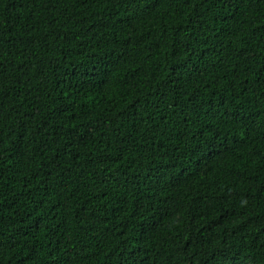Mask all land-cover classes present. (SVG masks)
<instances>
[{
	"label": "trees",
	"instance_id": "1",
	"mask_svg": "<svg viewBox=\"0 0 264 264\" xmlns=\"http://www.w3.org/2000/svg\"><path fill=\"white\" fill-rule=\"evenodd\" d=\"M0 264H264V0H0Z\"/></svg>",
	"mask_w": 264,
	"mask_h": 264
}]
</instances>
